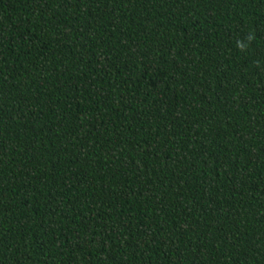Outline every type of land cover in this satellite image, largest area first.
<instances>
[{
	"label": "trees",
	"instance_id": "trees-1",
	"mask_svg": "<svg viewBox=\"0 0 264 264\" xmlns=\"http://www.w3.org/2000/svg\"><path fill=\"white\" fill-rule=\"evenodd\" d=\"M0 264H264V0H0Z\"/></svg>",
	"mask_w": 264,
	"mask_h": 264
}]
</instances>
